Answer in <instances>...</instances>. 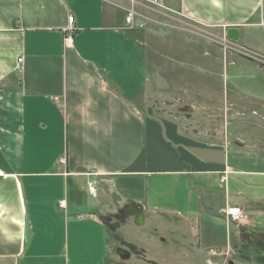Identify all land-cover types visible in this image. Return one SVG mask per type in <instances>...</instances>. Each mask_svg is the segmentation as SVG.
Returning <instances> with one entry per match:
<instances>
[{"label":"crops","instance_id":"0c3cea01","mask_svg":"<svg viewBox=\"0 0 264 264\" xmlns=\"http://www.w3.org/2000/svg\"><path fill=\"white\" fill-rule=\"evenodd\" d=\"M161 2L142 12L143 27L219 36L190 43L219 46L228 29H237L238 41L264 30V0ZM127 7V0H0V264H108L112 193L120 206L138 205L143 223L219 216L231 253L232 224L223 211L235 206L247 216L233 224L240 245L242 235L264 241V229L252 227L264 219V159L230 167L224 141L207 140L187 128L188 117L171 116L150 101V89L161 84L148 76L151 29L126 26ZM69 17L74 31L65 47ZM96 187L104 191L102 203Z\"/></svg>","mask_w":264,"mask_h":264},{"label":"rangeland","instance_id":"374dc122","mask_svg":"<svg viewBox=\"0 0 264 264\" xmlns=\"http://www.w3.org/2000/svg\"><path fill=\"white\" fill-rule=\"evenodd\" d=\"M184 27V30H192ZM148 28L151 29L150 37L145 40L150 62L148 76L161 83L156 85L158 89L147 84L152 87L150 93L155 91L150 101L160 102L171 116L188 117L190 126L187 128L199 130L207 140L224 141L230 167L235 163L248 165L255 157L263 160L264 63L255 60L246 50L264 56V30L249 31L242 34L237 44L222 47L206 39L190 43L196 37H219L212 32L205 34L196 30L192 37L154 25L144 30ZM206 88L209 94L198 93ZM189 105L197 111L190 112ZM228 177L235 178L234 175ZM96 190L97 202L102 203L104 191L97 187ZM107 200L112 204L111 195ZM194 206L195 202L190 209ZM250 218L255 220L254 216ZM105 223L109 236L108 264H208V260L212 264H264V241H259V236L242 235L244 242L240 245L233 235L234 223L230 222L228 243L233 253L225 252L226 224L219 216L210 221L205 215L165 216L137 225L116 213L108 216ZM252 225L264 229V219H256ZM197 242L198 253L194 249ZM237 242L239 246L235 247ZM210 251L216 255L212 257Z\"/></svg>","mask_w":264,"mask_h":264},{"label":"built area","instance_id":"2783aa9c","mask_svg":"<svg viewBox=\"0 0 264 264\" xmlns=\"http://www.w3.org/2000/svg\"><path fill=\"white\" fill-rule=\"evenodd\" d=\"M127 2H128V7L125 8L124 10L125 11L124 21H125L126 26H128L129 28H133V27L142 28L143 23L141 22V20L145 19L142 16V12L147 11L149 9L151 10L155 7L157 8L162 7L161 0H127ZM73 20H74L73 17L68 18L69 27L65 30L64 36H63V44L65 47L69 46L72 40V34L74 31V28L72 27ZM221 40L222 42L220 43V45L222 47H225L226 45H233V43L227 40L225 37ZM254 59L264 63L263 55H255ZM21 63H22V59L19 58L17 60V65H18L17 73L19 74L22 71ZM60 163H63V160H60ZM227 175H228L227 171L223 173L220 179L221 183H224L226 181ZM87 189H88L89 194L95 197V190L91 183L88 184ZM223 215L226 217L228 222L234 223V224H242L247 220L246 214L240 208L235 207V206H226V208L223 211ZM210 252H211L212 257L216 255L214 251H210ZM207 263L212 264L210 260H208Z\"/></svg>","mask_w":264,"mask_h":264},{"label":"water","instance_id":"95a60500","mask_svg":"<svg viewBox=\"0 0 264 264\" xmlns=\"http://www.w3.org/2000/svg\"><path fill=\"white\" fill-rule=\"evenodd\" d=\"M224 37L231 41H238V31L237 29H228L224 32ZM110 185L109 181H101V187L108 194V186ZM112 203L116 208V213L123 219H127L129 217H135V224L142 225L143 224V216L142 209L131 201H127L124 206H120V198L114 194H110Z\"/></svg>","mask_w":264,"mask_h":264}]
</instances>
